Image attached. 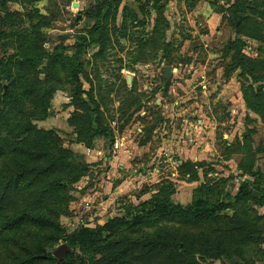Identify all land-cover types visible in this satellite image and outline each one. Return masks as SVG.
Wrapping results in <instances>:
<instances>
[{"label":"rangeland","instance_id":"1","mask_svg":"<svg viewBox=\"0 0 264 264\" xmlns=\"http://www.w3.org/2000/svg\"><path fill=\"white\" fill-rule=\"evenodd\" d=\"M0 264H264V0H0Z\"/></svg>","mask_w":264,"mask_h":264},{"label":"crops","instance_id":"2","mask_svg":"<svg viewBox=\"0 0 264 264\" xmlns=\"http://www.w3.org/2000/svg\"><path fill=\"white\" fill-rule=\"evenodd\" d=\"M123 157V156H122ZM126 166H127V163H124V167H123V169H125L126 168Z\"/></svg>","mask_w":264,"mask_h":264},{"label":"water","instance_id":"3","mask_svg":"<svg viewBox=\"0 0 264 264\" xmlns=\"http://www.w3.org/2000/svg\"><path fill=\"white\" fill-rule=\"evenodd\" d=\"M167 75L170 76L169 69H167Z\"/></svg>","mask_w":264,"mask_h":264}]
</instances>
